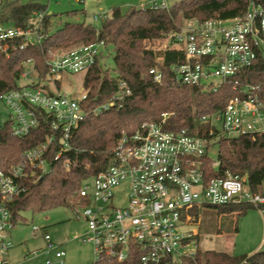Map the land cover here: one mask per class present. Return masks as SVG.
I'll return each mask as SVG.
<instances>
[{
  "label": "built area",
  "instance_id": "obj_1",
  "mask_svg": "<svg viewBox=\"0 0 264 264\" xmlns=\"http://www.w3.org/2000/svg\"><path fill=\"white\" fill-rule=\"evenodd\" d=\"M147 7L157 10L169 6L165 0H152ZM100 17L93 14L95 20ZM166 38L182 52V61L171 66L178 84L202 88L230 84L236 92L221 110L201 116V121L211 126L210 131L219 125L218 131L227 137L264 135L260 87L240 81L247 68L264 59V7L250 2L238 17L188 19ZM12 39H20L17 48L23 49L40 42L42 35L35 27L0 24V49L7 52V42ZM102 46L103 41H97L54 52L43 78L34 73V81L0 94L14 136L24 137L38 126L36 110L50 116L52 131L43 142L22 151L9 169L0 170V264H9L5 256L11 244L5 239L14 226L9 205L25 191V180L51 170L46 154L56 133L61 135V145L54 160L71 149L72 132L87 115L83 107L86 88L82 84L77 95H71L61 88L63 76L85 75L102 53ZM24 63L35 71L31 59ZM148 72L154 81L161 80L159 66ZM27 76L23 72L20 77ZM120 87L115 99L130 93L124 83ZM115 99L93 108L92 113L110 108ZM211 141L186 129L165 130L155 122L142 123L130 134L122 133L108 165L89 176L90 183H81L72 206L76 218L86 222L81 241L93 245L89 264H184V259H194L196 250L189 248L193 235L186 227L187 212L194 207L248 204L264 217V178L260 189L252 190L246 175L225 172L208 176L207 160L212 167L219 166L218 160L207 155ZM64 165L68 167V159ZM115 200L120 204L115 205ZM38 230L33 227V231ZM41 236L46 245L41 251L46 256L44 263L63 264L65 253L60 244L52 242L45 230Z\"/></svg>",
  "mask_w": 264,
  "mask_h": 264
},
{
  "label": "trees",
  "instance_id": "obj_2",
  "mask_svg": "<svg viewBox=\"0 0 264 264\" xmlns=\"http://www.w3.org/2000/svg\"><path fill=\"white\" fill-rule=\"evenodd\" d=\"M250 2L264 7V0H178L167 9L132 6L125 12L115 7L98 27L85 21L53 22L46 6L36 0L7 1L0 9V24L29 28L35 27L42 39L33 45L18 49L20 39L8 41L9 49H0V94L18 87L24 72V62L31 59L39 78L47 71V60L52 53L65 51L79 44L103 41L114 49V68L103 69L102 53L84 76L87 98L83 107L86 117L79 122L70 137L71 149L54 160L60 148V133L47 152L51 170L24 181L25 191L9 205L13 223L24 211L43 212L56 206H73L76 191L89 176L103 170L110 162L111 150L122 133L134 132L142 123H161L165 130L186 129L206 139H217L219 166L206 161L209 177L225 172L246 175L252 190L260 189L264 178V135L227 137L216 127L201 121V116L221 110L236 93L230 84L215 88L178 84L171 70L182 61V52L171 44L162 50L147 47L146 43L165 39L177 30L183 21L195 18L229 19L245 13ZM81 12H84L83 10ZM72 10L68 14H76ZM38 14H42L38 18ZM55 23V24H54ZM153 66L162 70L159 82L148 72ZM241 82L259 85L264 100V59L256 61L240 76ZM124 83L129 94L115 99ZM114 98L115 103L98 114L93 108ZM38 126L24 137L12 134V121L0 124V170L15 164L22 151L38 145L51 134L50 116L36 110ZM68 159V167L64 162ZM221 214H233L236 219L251 207L248 204L209 206ZM184 264H264V251L251 255H231L221 251L196 250L194 259Z\"/></svg>",
  "mask_w": 264,
  "mask_h": 264
},
{
  "label": "rangeland",
  "instance_id": "obj_3",
  "mask_svg": "<svg viewBox=\"0 0 264 264\" xmlns=\"http://www.w3.org/2000/svg\"><path fill=\"white\" fill-rule=\"evenodd\" d=\"M7 1L13 0H0V9ZM36 1L46 6L45 13L51 15L53 22L85 21L98 27L101 20L109 15L113 8L117 7L125 12L132 6L140 4L147 7L152 0ZM165 1L168 6H171L178 0ZM72 10H77V13L69 15L68 13ZM82 10L84 12H81ZM93 14H101L102 18L95 20ZM3 25L9 26L5 23ZM169 44V40L165 38L147 42L146 46L154 50H162ZM101 49L100 64L103 69L112 71L114 49L109 44L102 46ZM24 67V73L28 76L27 79L20 77L17 81L18 85L35 79L34 73L36 72L33 71L31 65L24 64ZM84 76L83 74L64 75L61 83L62 90H66L71 95H77L78 89L83 84ZM8 119L9 112L0 100V124H4ZM216 129L219 130V125H216ZM216 141L217 139H213L207 150L208 157L215 161L218 160ZM85 182L90 183L91 178L85 179ZM114 204L118 205L120 201L115 200ZM186 221L188 224L186 227L192 231L193 235V240L189 245L191 251H221L231 255H251L256 251H264V217L253 207H250L239 219H236L233 214L218 213L211 207H194L188 210ZM33 227L39 230L33 231ZM85 229V220L77 219L71 206L61 205L36 213L24 211L5 239L11 244L5 259L9 264H45L46 256L41 252L46 247L41 236V232L45 230L52 242L60 243V248L65 253L63 264H89L93 259V245L81 241V235ZM35 251L37 254H34ZM50 257L52 259V256Z\"/></svg>",
  "mask_w": 264,
  "mask_h": 264
},
{
  "label": "crops",
  "instance_id": "obj_4",
  "mask_svg": "<svg viewBox=\"0 0 264 264\" xmlns=\"http://www.w3.org/2000/svg\"><path fill=\"white\" fill-rule=\"evenodd\" d=\"M58 244H60V243H58ZM55 264V263H54Z\"/></svg>",
  "mask_w": 264,
  "mask_h": 264
}]
</instances>
